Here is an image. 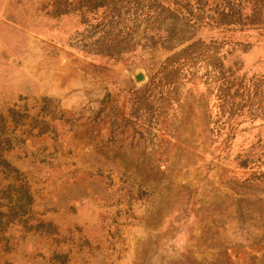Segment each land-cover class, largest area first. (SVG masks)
I'll use <instances>...</instances> for the list:
<instances>
[{
	"label": "rangeland",
	"instance_id": "obj_1",
	"mask_svg": "<svg viewBox=\"0 0 264 264\" xmlns=\"http://www.w3.org/2000/svg\"><path fill=\"white\" fill-rule=\"evenodd\" d=\"M0 264H264V0H0Z\"/></svg>",
	"mask_w": 264,
	"mask_h": 264
},
{
	"label": "trees",
	"instance_id": "obj_2",
	"mask_svg": "<svg viewBox=\"0 0 264 264\" xmlns=\"http://www.w3.org/2000/svg\"><path fill=\"white\" fill-rule=\"evenodd\" d=\"M63 1H66V0H63ZM85 1L88 2L89 0H85ZM66 10H67V9H65V8H59V7H57V5H56V9L52 10V12L56 15V14L65 13ZM222 14L225 15L224 12H222Z\"/></svg>",
	"mask_w": 264,
	"mask_h": 264
},
{
	"label": "water",
	"instance_id": "obj_3",
	"mask_svg": "<svg viewBox=\"0 0 264 264\" xmlns=\"http://www.w3.org/2000/svg\"><path fill=\"white\" fill-rule=\"evenodd\" d=\"M133 77H134V79H135L136 81H138V80L142 79L143 76H142L141 73H135Z\"/></svg>",
	"mask_w": 264,
	"mask_h": 264
}]
</instances>
